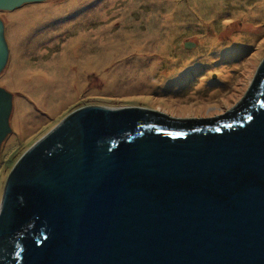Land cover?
Segmentation results:
<instances>
[{
  "label": "water",
  "instance_id": "95a60500",
  "mask_svg": "<svg viewBox=\"0 0 264 264\" xmlns=\"http://www.w3.org/2000/svg\"><path fill=\"white\" fill-rule=\"evenodd\" d=\"M5 31L0 17V74ZM13 105L0 87V149ZM0 264H264V61L211 118L86 106L64 119L7 180Z\"/></svg>",
  "mask_w": 264,
  "mask_h": 264
},
{
  "label": "rangeland",
  "instance_id": "374dc122",
  "mask_svg": "<svg viewBox=\"0 0 264 264\" xmlns=\"http://www.w3.org/2000/svg\"><path fill=\"white\" fill-rule=\"evenodd\" d=\"M0 17L10 47L0 87L14 94L0 206L20 159L75 111L142 107L211 118L245 98L264 61V0H44ZM241 45L247 53L222 77L209 56L233 66L231 50Z\"/></svg>",
  "mask_w": 264,
  "mask_h": 264
},
{
  "label": "bare ground",
  "instance_id": "6f19581e",
  "mask_svg": "<svg viewBox=\"0 0 264 264\" xmlns=\"http://www.w3.org/2000/svg\"><path fill=\"white\" fill-rule=\"evenodd\" d=\"M251 25H249V27L247 28V30H249V28L251 29V28H255V27H250ZM261 30H259V31H257V32H260ZM217 38H214V42H215V40H216ZM237 40H235L234 42H232V46L234 45H237V42H236ZM76 50L77 49H73L72 50V52L74 53V52H76ZM238 52V53H237ZM247 53V48L245 47V46H243V45H241V47L240 48H238V50L236 51V50H234V49H232L231 50V60L233 61V66H231V65H224L223 63H222V60L220 59V60H218V61H214L215 60V57L214 56H209V59H208V62L209 63H211V64H216V65H218L219 64V71H220V75L222 76V77H224V78H227V77H229V72H231V69H233V68H237L238 67V63H236V62H239V61H237V56H239V57H241V55L242 54H246ZM237 54H239V55H237ZM140 55V54H139ZM141 56V55H140ZM228 57V56H227ZM156 63H157V60H156ZM228 67V68H227ZM108 77H110V75L108 74L107 75ZM138 83V82H137ZM140 84H141V86L143 87V88H145V89H149V88H151L152 89V85H148V83H147V81H140L139 82Z\"/></svg>",
  "mask_w": 264,
  "mask_h": 264
}]
</instances>
